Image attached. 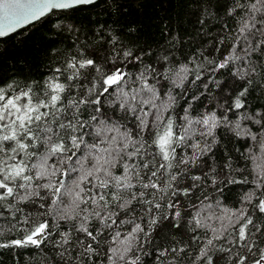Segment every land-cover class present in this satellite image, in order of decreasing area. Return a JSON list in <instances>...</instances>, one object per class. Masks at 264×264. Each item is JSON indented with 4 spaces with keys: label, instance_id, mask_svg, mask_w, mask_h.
Masks as SVG:
<instances>
[{
    "label": "snow or ice",
    "instance_id": "obj_1",
    "mask_svg": "<svg viewBox=\"0 0 264 264\" xmlns=\"http://www.w3.org/2000/svg\"><path fill=\"white\" fill-rule=\"evenodd\" d=\"M95 3L0 0V40ZM194 3L202 29L232 18L217 56L116 48L113 36L100 61L80 49L42 80L0 83V249L50 252L52 264H264V106L249 103L264 96V0ZM212 84L222 96L209 108ZM219 129L246 142L236 151L250 168L227 147L216 159ZM230 185L239 199L227 206Z\"/></svg>",
    "mask_w": 264,
    "mask_h": 264
},
{
    "label": "trees",
    "instance_id": "obj_2",
    "mask_svg": "<svg viewBox=\"0 0 264 264\" xmlns=\"http://www.w3.org/2000/svg\"><path fill=\"white\" fill-rule=\"evenodd\" d=\"M220 16L223 20L216 16L208 18L202 29L198 23L201 17L194 0H96L93 5L52 11L43 19L0 40V83L15 80L23 85L29 81L42 80L50 73L52 66L61 64L66 55L75 54L80 49L100 61L105 53L112 52L113 36L117 38L116 48L121 45L136 49L151 46L157 54L163 48L172 51L177 58L189 56L197 52V49H204L205 55L217 56L219 54L213 46L222 47L219 41L222 36L227 35L228 29H221L225 22L232 21L222 11ZM57 24L59 27H54ZM171 36H178L180 41H171L174 49L169 47ZM221 71L226 75L220 77L217 74V77L225 81L223 87L227 88L234 78L228 69ZM185 87L190 88L188 97L192 92H197L196 86L185 84ZM210 88L211 94L201 97V101L212 108L222 93L214 84ZM199 91H203L202 86H199ZM249 103L254 107L264 106V96L253 92ZM180 106H183V100L180 101ZM201 107L200 101L193 105L197 112ZM177 111L183 114L180 107ZM218 135L220 142L213 149L216 159H222L227 147L234 159V167L243 169L249 166L236 151L239 148L243 152L246 142L237 140L231 133L225 134L224 129H219ZM205 160L209 165L212 163L210 157ZM193 173L200 174L198 169H193ZM242 174L235 173L237 178ZM239 188V185L225 188L222 199L227 206H232L239 199ZM206 192L210 197L219 195L212 188H208ZM195 195L202 194L196 190ZM184 199L181 197V200ZM196 203L199 204V201ZM69 226L61 222V228ZM7 227L8 222L0 220V228ZM8 238L6 233L4 239ZM143 260L145 264H153L148 256L143 257ZM0 264H52V259L50 252L45 255L44 252L33 249H0Z\"/></svg>",
    "mask_w": 264,
    "mask_h": 264
},
{
    "label": "water",
    "instance_id": "obj_3",
    "mask_svg": "<svg viewBox=\"0 0 264 264\" xmlns=\"http://www.w3.org/2000/svg\"><path fill=\"white\" fill-rule=\"evenodd\" d=\"M53 11H58V10H53ZM18 30H20V29H18ZM18 30H17V31H18Z\"/></svg>",
    "mask_w": 264,
    "mask_h": 264
}]
</instances>
